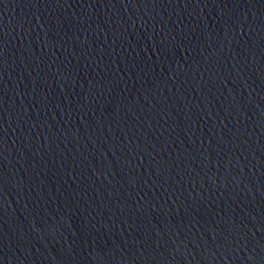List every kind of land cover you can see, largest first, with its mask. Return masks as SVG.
<instances>
[{
    "label": "water",
    "instance_id": "95a60500",
    "mask_svg": "<svg viewBox=\"0 0 264 264\" xmlns=\"http://www.w3.org/2000/svg\"><path fill=\"white\" fill-rule=\"evenodd\" d=\"M0 264H264V0H0Z\"/></svg>",
    "mask_w": 264,
    "mask_h": 264
}]
</instances>
